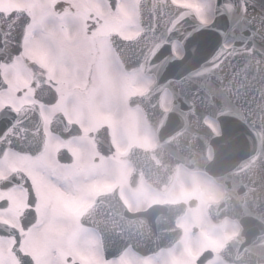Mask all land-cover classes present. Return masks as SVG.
I'll use <instances>...</instances> for the list:
<instances>
[{
  "label": "flooded vegetation",
  "instance_id": "1",
  "mask_svg": "<svg viewBox=\"0 0 264 264\" xmlns=\"http://www.w3.org/2000/svg\"><path fill=\"white\" fill-rule=\"evenodd\" d=\"M109 3L64 0L60 7L57 0H0V10L6 12L26 5L37 27L54 24L50 36L62 39L73 53L70 64L65 63L46 47L26 41V59L0 65V76L8 84L0 95V109L39 106L46 134L41 154L9 150L0 159V224L22 237L20 247L34 264H106L98 233L82 223L86 209L99 195L119 196L131 211L143 210L144 201L153 194L157 195L154 203H160L159 191L148 187L142 191V179L135 188L132 185L127 152L138 137L149 148L146 141L152 136L143 121H134L129 105L132 92L128 99L125 92L140 78L125 70L112 49L113 37H131L130 22ZM90 28L94 29L91 34ZM107 59L114 64L109 75ZM104 94H109L108 101L103 100ZM103 127L108 128L112 142L106 148L100 143L105 139L99 134ZM15 174L20 177L12 186L7 180ZM196 192L200 191H191ZM201 205L198 200L192 211ZM28 220L31 223L26 226ZM208 221L192 220L189 231L180 223L183 251L174 248L143 256L128 249L112 258V264H212L220 258L214 240L223 236L203 235L213 223ZM186 235L193 241L184 242ZM12 243L0 239V261L15 264Z\"/></svg>",
  "mask_w": 264,
  "mask_h": 264
},
{
  "label": "water",
  "instance_id": "2",
  "mask_svg": "<svg viewBox=\"0 0 264 264\" xmlns=\"http://www.w3.org/2000/svg\"><path fill=\"white\" fill-rule=\"evenodd\" d=\"M159 2L160 10H157L155 5ZM243 3L248 4L246 12ZM243 3L242 0H219L215 23L208 27L198 25L195 16L190 15V22H195L197 29H201L195 41L210 45L215 56L203 58L201 66L196 62V54H199L196 51L191 53L189 62L179 63L180 67L188 65L190 72L187 75L196 80V85L187 77L175 78V87H183L178 90L181 97V110L178 113L164 114L156 100L160 83L162 87L173 86L172 78L158 80L159 86L138 102H142L148 119L156 128L160 117L195 118V121H160L157 156L160 153L162 167L166 168V184L180 164L193 170L206 171L222 183L226 190L225 198L219 206L214 207L213 217L215 220L230 217L238 220L242 226L241 234L230 241L223 251L224 257L240 263L249 264L255 260L257 264H264V10L260 7L264 5V0H243ZM168 6L176 11L181 10L172 7L169 0H148L142 6V21L149 28H165L164 22L175 15ZM145 35L133 42V46L139 45L137 51L143 49L139 57L145 54ZM225 40H233L234 46L225 49L222 44ZM192 44L193 41L186 43L187 47ZM250 44L259 48L255 58L252 55L246 58L247 52L243 54L239 51V47L246 49ZM132 58L133 63L140 62L136 56ZM229 76H234L240 82L230 84L227 81ZM190 100L194 102L192 107L188 104ZM30 110L25 108L23 116L32 115ZM2 115L13 123L6 136L0 130V156L9 143L11 147L27 150V145L20 144L22 140L26 144H36L37 150L41 147L44 138L40 122L35 128L29 121H17L18 115L11 110ZM206 115L220 120L222 136L215 135L205 125L202 119ZM210 145L214 149L212 161L207 158ZM141 159L145 160V165L155 167L148 156L142 155ZM156 211L157 208H154L130 219L137 225L142 222L140 218L145 225L150 221L158 222L157 216L149 217ZM160 211V216L165 217L160 219V230L163 229L162 224H165V230L173 229L175 218L181 212L173 206H166ZM146 230L158 237V227ZM171 235H167V238Z\"/></svg>",
  "mask_w": 264,
  "mask_h": 264
},
{
  "label": "snow or ice",
  "instance_id": "3",
  "mask_svg": "<svg viewBox=\"0 0 264 264\" xmlns=\"http://www.w3.org/2000/svg\"><path fill=\"white\" fill-rule=\"evenodd\" d=\"M110 4L113 8H115L119 4V0H110ZM217 4L219 5V0H217ZM63 5L64 0H57L56 6L63 7ZM243 7L244 11L246 12L248 9V4L243 3ZM260 7L262 10H264V5H260ZM50 28L54 29L55 25L53 24L37 27V25L34 23V15L28 10L26 5L15 7L11 11L7 12L0 10V65H8L18 59H26V41L30 43H38L46 47L53 56L62 59L65 63L70 64L73 55L70 46L67 45V43L62 39L52 38V36H50ZM92 31H94V29L90 28L89 34H91ZM149 31L153 39L158 36L155 27ZM144 38L147 39L148 37L145 36ZM191 39L192 41H195L196 36L193 35ZM138 47L139 45L129 47L127 44H124L120 47L114 46V52L116 56L122 60L130 59L133 55L138 58L143 52V49L137 51ZM169 47L170 40L168 46L161 44L153 53V58L157 61L163 57V60L167 62L165 67H167L168 64L174 62V60L168 55ZM4 85L5 82L3 77L0 76V89H2ZM12 123L13 122L11 121H7L3 115H0V130H2L3 135H7L8 129L12 127ZM6 124L7 127H5ZM30 223V220L25 222L26 226ZM0 239H10L13 241L11 253L15 257V264H34L33 260L30 259L28 254L24 253L20 247L22 237L18 233L0 228ZM105 261L106 264H112V258L108 257L107 255L105 256ZM0 264H7V262L0 261Z\"/></svg>",
  "mask_w": 264,
  "mask_h": 264
},
{
  "label": "rangeland",
  "instance_id": "4",
  "mask_svg": "<svg viewBox=\"0 0 264 264\" xmlns=\"http://www.w3.org/2000/svg\"><path fill=\"white\" fill-rule=\"evenodd\" d=\"M177 3H181V4H186V5H189L190 7L192 8H195L199 14H200V17L204 20V21H210L211 18H212V8H213V2L215 0H175ZM136 8V1L135 0H124V3H123V6H122V10H120V12H122L123 14L122 15H129V14H134V11L133 9ZM135 19V15L133 17ZM137 20L135 19L134 22H136ZM133 28H131V25L128 27V32H129V36H133L137 29H138V26H137V22L135 24H132ZM178 53H181L180 50H178ZM105 64H106V67L108 68V75L111 74V71L113 70L112 68V62L110 59H107L105 61ZM113 67H114V64H113ZM113 75H116V71L114 69ZM141 74H139L140 76ZM111 80H113V76L111 75ZM139 85L140 86H143L144 87V83L142 82H139ZM137 86L134 85L133 88H127L125 92H128L129 94L131 92H137ZM127 93V94H128ZM105 96L103 97V100L105 101H108L109 100V94H104ZM166 104V103H165ZM138 114V113H137ZM141 114H138V115H135L136 118H139ZM117 116V115H116ZM211 124L215 127V124L211 122ZM216 128V127H215ZM204 183V184H209L211 185L212 182H210V180L203 174H186L184 171L181 172V175H180V179L175 183V186H174V189H178V191H180V188L183 186V191H186V192H189L190 189H191V183H193V189L195 190H198L200 192H196L195 193V197L197 198H200V199H205V200H208V199H213V200H217L220 196H221V192H222V189L218 186H216L215 184H212L213 186V194H210L208 190L206 191H203L202 190V187H200L199 185L198 186H195L196 183ZM185 184V185H184ZM192 189V190H193ZM182 191V192H183ZM173 195V192L170 193V195H166L163 197V200H167L168 197L170 198L171 196ZM210 195V197H209ZM212 195V196H211ZM183 197H185L184 199L185 200H188L190 198H193L192 195H183ZM154 200V199H152ZM151 201V200H148V202ZM148 202H145L142 206L146 207L148 206ZM205 204L204 202H202V205L199 207V210H195V211H192L193 212V217H191V212L189 213V217L183 219L182 221H180V223L182 225H184V227L187 229L186 231H189V227L191 225V221L192 220H204L205 222H209L208 221V218L205 217V211L203 210V208H205ZM191 217V218H190ZM206 224V223H205ZM202 230H204V227L201 226ZM236 227L234 225H232L231 222H227L226 224L220 226V227H215V226H212L210 225V227L207 228V230L204 231V234L205 236L207 235H212L213 237H221L223 236V239L221 240H214L216 242V244H214V247L217 249L219 247H222L223 246V243L225 241V239L231 235H233L235 232H236ZM193 241L188 235H186V238H185V241L184 242H187V241ZM195 244V243H194ZM193 244V245H194ZM184 247V243H182L181 245L178 246V250L179 251H183V248ZM216 263H220V262H217L214 261L213 264Z\"/></svg>",
  "mask_w": 264,
  "mask_h": 264
},
{
  "label": "bare ground",
  "instance_id": "5",
  "mask_svg": "<svg viewBox=\"0 0 264 264\" xmlns=\"http://www.w3.org/2000/svg\"><path fill=\"white\" fill-rule=\"evenodd\" d=\"M210 150H212L213 151V149H208V156H209V151ZM213 154H214V151H213ZM213 154H212V156H213ZM211 156V157H212ZM209 160V159H208ZM173 178H175V176H173ZM214 182V181H213ZM172 193L173 192V195L172 196H174V197H179L181 200H180V202L178 203L179 205H183V208L185 209L186 207H188V205H186L185 204V201H183V197L181 196V193H180V191H178V190H176V188L174 189V187L171 185L170 186V184H161V186H160V209L161 208H164V207H166V206H172V204L170 203V201L168 200L167 202H163L162 201V199H163V197H164V195L166 194V193ZM232 220H233V218H231ZM163 225V229L162 230H160V232H161V234L164 236V238H166L167 237V235H168V233L169 232H171V230H165V224H162ZM168 225V224H167ZM177 225H178V223H177Z\"/></svg>",
  "mask_w": 264,
  "mask_h": 264
}]
</instances>
